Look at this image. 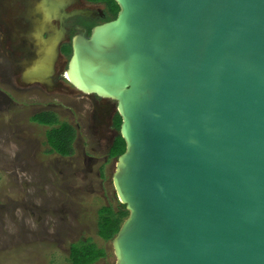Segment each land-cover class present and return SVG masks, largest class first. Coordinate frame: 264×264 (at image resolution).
<instances>
[{"label":"water","instance_id":"obj_1","mask_svg":"<svg viewBox=\"0 0 264 264\" xmlns=\"http://www.w3.org/2000/svg\"><path fill=\"white\" fill-rule=\"evenodd\" d=\"M114 1L65 76L121 117L115 264H264V0Z\"/></svg>","mask_w":264,"mask_h":264},{"label":"rangeland","instance_id":"obj_2","mask_svg":"<svg viewBox=\"0 0 264 264\" xmlns=\"http://www.w3.org/2000/svg\"><path fill=\"white\" fill-rule=\"evenodd\" d=\"M3 52L0 50V264H71V246L80 241L105 251V257L93 264H115V236L104 240L98 235L100 208L111 206L117 214L120 203L112 182L117 157L108 156L112 139L104 135L106 127L95 126L92 114L82 116L80 111L72 118L59 117L54 125L38 123L40 117L42 123L56 117L48 112L35 114L51 111L46 102L53 100L43 93H17L13 85L18 72L14 61H3ZM45 62L38 68H44ZM64 118L75 133L70 156L58 154L68 149L58 136L66 131L70 134L69 129L60 133L54 129L64 124ZM86 156L91 158L86 160Z\"/></svg>","mask_w":264,"mask_h":264},{"label":"flooded vegetation","instance_id":"obj_3","mask_svg":"<svg viewBox=\"0 0 264 264\" xmlns=\"http://www.w3.org/2000/svg\"><path fill=\"white\" fill-rule=\"evenodd\" d=\"M112 8L114 5L110 0H0V50L5 53L3 61H14L18 73L13 86L17 93H43L48 100H53L46 102L51 111L35 114L52 113L58 121L59 117H74L76 111L83 112L82 116L92 114L95 126L106 127L104 135L112 139L109 158H116L110 153L115 139L120 135L114 127L118 116L113 104L115 101L86 94L68 82L65 76L73 52L74 37L83 35L89 38L95 26L114 20L119 9L115 16ZM86 11L85 15L80 14ZM59 38L61 41L56 58L39 56L41 49L53 48ZM37 61H55L53 66L45 65L48 71L45 78L42 76L43 82L35 81L28 75V72L37 73ZM11 69L14 70V67ZM7 97L12 99L10 95ZM68 99L73 102L68 103ZM64 123L71 125L67 120ZM85 158L89 160L91 157Z\"/></svg>","mask_w":264,"mask_h":264},{"label":"trees","instance_id":"obj_4","mask_svg":"<svg viewBox=\"0 0 264 264\" xmlns=\"http://www.w3.org/2000/svg\"><path fill=\"white\" fill-rule=\"evenodd\" d=\"M114 8H112L113 15L116 16V13L119 9L118 5L115 3V1L110 0ZM44 113V112H43ZM37 115V114H36ZM36 115H34L32 118H35ZM40 124H47V125H54L55 123H58V119L55 116H52V118L46 122V120H43V123L41 121V117L39 119ZM37 122V121H35ZM120 124H121V117L118 115L115 122H114V127L119 130L120 129ZM71 128L73 130V127L69 124H61L60 127L54 129L56 131L64 132L66 130L64 129H69L70 134L68 131H66L64 134H61V136H58L59 142L62 144L63 142L66 143V151L59 150L60 152H56L59 155L62 156H70L72 153L71 150V143L75 137V133L71 131ZM59 132V133H60ZM71 147V148H70ZM73 149V148H72ZM54 150H56L54 148ZM57 151V150H56ZM125 151V142L122 139L121 135H118V137L115 139L114 144L111 147L110 153L112 157H117L122 154ZM106 210V212L101 213V210ZM127 216V211L125 210V205L119 203L118 207V213L116 214L114 212V209L111 206H103L99 210V221H98V235L104 239V240H109L113 236L116 235L118 230L121 227L122 224V219ZM87 242V244H85ZM89 241H80L78 243H74L71 246L70 249V260L71 264H93L96 261L100 260L101 258H104L106 253L102 248H98L94 243H91ZM91 243V244H90ZM90 244V246L88 245Z\"/></svg>","mask_w":264,"mask_h":264}]
</instances>
